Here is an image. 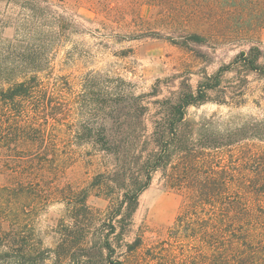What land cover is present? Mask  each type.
Instances as JSON below:
<instances>
[{
  "label": "trees",
  "instance_id": "obj_1",
  "mask_svg": "<svg viewBox=\"0 0 264 264\" xmlns=\"http://www.w3.org/2000/svg\"><path fill=\"white\" fill-rule=\"evenodd\" d=\"M14 4L20 10L8 25L14 34L7 39L0 32V175L7 177L0 185V264H124L117 249L124 246L132 253L142 246L141 237L129 244L123 240L138 197L155 175L164 190L183 193L184 199L166 238L146 250L152 264H264V211L252 214L254 184L245 179L246 153L235 151L231 136L210 122L187 117L188 108L202 104L212 86L193 91L188 85L174 100H161L160 116L152 120L149 105L126 94L122 79L105 76L103 83L102 74L89 73L79 82L78 108L70 111L59 89L71 86L68 79L44 81L50 55L65 40L69 22L50 12L43 0ZM142 5L181 7L192 20L211 16L215 6L220 18L232 19L238 34L264 28V0H118L116 14L124 22L142 24L136 11ZM203 36L191 33L189 38L202 44ZM259 55L250 47L233 63L264 77ZM72 114L76 120L65 130L60 117ZM83 146L101 154L110 167L106 175L94 177V186L109 189L110 203L103 211L88 212L82 191L60 186ZM55 192L79 200V208L72 210L81 213L73 212L65 226L82 232L72 253L66 243L39 246L23 220L25 211L37 208L35 200L47 201ZM25 229L32 235L25 236ZM253 246L261 250L252 252Z\"/></svg>",
  "mask_w": 264,
  "mask_h": 264
},
{
  "label": "rangeland",
  "instance_id": "obj_2",
  "mask_svg": "<svg viewBox=\"0 0 264 264\" xmlns=\"http://www.w3.org/2000/svg\"><path fill=\"white\" fill-rule=\"evenodd\" d=\"M43 1L50 12L69 22L65 40L54 48L50 68L44 76L46 82L59 83L67 78L71 83L59 88L68 110L78 108L79 82L89 73L102 74L103 83L107 80L105 76L122 79L119 85L126 94L149 105L148 117L152 120L160 116L161 100H174L188 85L193 91L212 86L205 91L202 104L188 108L187 117L199 123L210 122L217 131L231 136L229 141L235 151L246 153L245 179L254 184L250 195L252 214L260 215L258 212L264 211V196L259 195L264 193V77L233 63L240 52L254 47L259 49V64L264 66V28L248 35L238 34L232 19L220 18L215 6L211 16L192 20L181 7L158 9L142 5L136 11L145 22L134 24L130 19L124 22L116 14L118 0ZM14 2L19 0H0V32L7 39L14 34L8 25L20 15ZM199 32L205 37L202 44L189 38L191 33ZM69 98H74V102ZM73 117L75 121V114L62 115L60 126L65 130L70 128ZM77 150L81 151L78 161L66 170L60 186L82 191L88 212L103 211L110 203L109 189L94 186V177L106 175L107 168L110 169L108 161L89 146ZM6 180L7 177L0 175V185ZM14 183V178H10V184ZM161 184L159 175H155L138 197L132 225L123 242L129 244L141 237L142 246L132 253L124 246L117 249L124 264H152L146 250L166 238L167 229L178 214L184 194L164 190ZM69 200L68 196L55 192L47 201L39 200L40 204L35 200L36 209L25 211L23 220L34 230L42 248L66 243L70 252L77 249L82 232L67 230L65 226L73 212H81L72 210L79 206V200ZM23 232L25 236L32 235L28 229ZM249 250L260 251L261 247L253 246Z\"/></svg>",
  "mask_w": 264,
  "mask_h": 264
}]
</instances>
